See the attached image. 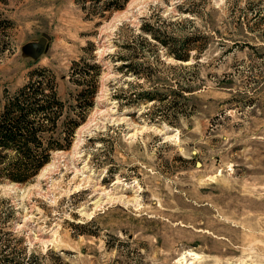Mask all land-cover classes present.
I'll return each mask as SVG.
<instances>
[{
	"label": "rangeland",
	"instance_id": "rangeland-1",
	"mask_svg": "<svg viewBox=\"0 0 264 264\" xmlns=\"http://www.w3.org/2000/svg\"><path fill=\"white\" fill-rule=\"evenodd\" d=\"M144 22L188 59L150 38L128 73ZM31 79L64 103L53 139L77 125L0 181V264H264V0H0V111Z\"/></svg>",
	"mask_w": 264,
	"mask_h": 264
},
{
	"label": "trees",
	"instance_id": "trees-1",
	"mask_svg": "<svg viewBox=\"0 0 264 264\" xmlns=\"http://www.w3.org/2000/svg\"><path fill=\"white\" fill-rule=\"evenodd\" d=\"M97 1L99 0H92V2ZM140 29L141 31L134 35L131 41L125 43V49L129 50L128 55L121 56L125 60L122 66L127 68L128 73L136 75L138 65L143 64L133 61V53L138 46L148 44L150 38L164 45L167 53L173 58L181 61L188 59L189 44L192 42L189 37L184 36L182 40H178L170 34L160 35L147 22H144ZM179 41L181 43L177 46L176 43ZM99 70L100 65L95 62L94 58L91 60L85 58V88L90 97L97 90ZM83 72H79L78 78L82 77ZM143 77L145 81L150 82L147 74ZM78 78L76 79L77 85L80 84ZM43 86L42 81L31 79L15 93L5 97V103L0 111V181L2 179L20 183L28 181L47 161L51 150L65 149L70 143L77 123L73 122L74 125L68 130L66 145L62 144L60 139H53V129L59 120L64 103L52 87L47 90ZM187 92H191L189 87H180L169 94L177 93L184 96ZM139 97L153 100L158 95L155 90L146 89L139 94ZM169 108L177 107L172 102ZM63 138L65 139V134ZM3 218L8 219V215ZM0 243L4 245L2 251H5L7 245L3 237H0ZM3 261L5 262V259ZM6 261L7 264H21L13 258H6ZM29 263L26 261L23 264Z\"/></svg>",
	"mask_w": 264,
	"mask_h": 264
},
{
	"label": "water",
	"instance_id": "water-1",
	"mask_svg": "<svg viewBox=\"0 0 264 264\" xmlns=\"http://www.w3.org/2000/svg\"><path fill=\"white\" fill-rule=\"evenodd\" d=\"M46 40H47V35H43L39 37L37 41L28 43L27 47L29 48V55L33 58L38 57L44 49Z\"/></svg>",
	"mask_w": 264,
	"mask_h": 264
},
{
	"label": "bare ground",
	"instance_id": "bare-ground-1",
	"mask_svg": "<svg viewBox=\"0 0 264 264\" xmlns=\"http://www.w3.org/2000/svg\"><path fill=\"white\" fill-rule=\"evenodd\" d=\"M126 198V197H125Z\"/></svg>",
	"mask_w": 264,
	"mask_h": 264
}]
</instances>
